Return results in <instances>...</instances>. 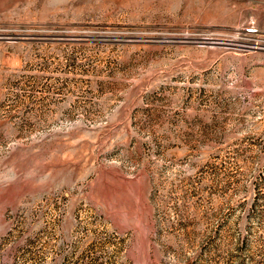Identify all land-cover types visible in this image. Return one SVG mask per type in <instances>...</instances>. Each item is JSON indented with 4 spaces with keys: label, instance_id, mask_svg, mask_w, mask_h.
<instances>
[{
    "label": "rangeland",
    "instance_id": "obj_1",
    "mask_svg": "<svg viewBox=\"0 0 264 264\" xmlns=\"http://www.w3.org/2000/svg\"><path fill=\"white\" fill-rule=\"evenodd\" d=\"M0 264H264V0H0Z\"/></svg>",
    "mask_w": 264,
    "mask_h": 264
}]
</instances>
